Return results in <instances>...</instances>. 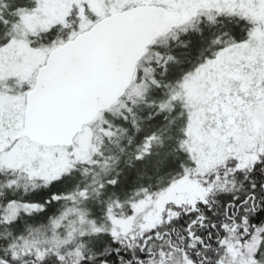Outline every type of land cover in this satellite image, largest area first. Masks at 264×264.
I'll return each instance as SVG.
<instances>
[{"label": "snow or ice", "instance_id": "6c2138e0", "mask_svg": "<svg viewBox=\"0 0 264 264\" xmlns=\"http://www.w3.org/2000/svg\"><path fill=\"white\" fill-rule=\"evenodd\" d=\"M0 264H264V0H0Z\"/></svg>", "mask_w": 264, "mask_h": 264}]
</instances>
